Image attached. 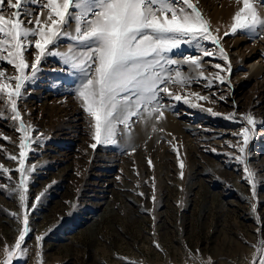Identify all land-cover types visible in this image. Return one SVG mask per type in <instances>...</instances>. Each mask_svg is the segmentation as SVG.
<instances>
[{
	"label": "rangeland",
	"instance_id": "374dc122",
	"mask_svg": "<svg viewBox=\"0 0 264 264\" xmlns=\"http://www.w3.org/2000/svg\"><path fill=\"white\" fill-rule=\"evenodd\" d=\"M254 6L264 11L256 0ZM240 7L242 0H199L214 34L219 28L220 47L229 57L224 61L216 45L201 42L216 53L201 56L204 76L213 78L215 63L230 62L231 75L220 73L226 82L216 81L212 89L203 87L202 78L190 86L170 83V92L190 103L165 96V119L141 120L129 135L118 126L117 145L90 147V117L76 94L82 76L58 57L45 59L18 101L22 119L38 137L25 165L35 166L29 206L41 192L45 195L29 215L26 259L14 258L13 264H252V257L264 251V33L260 38L240 31L223 35ZM69 46L62 40L58 47L67 51ZM187 54L199 53L184 45L170 55ZM0 70L5 71L2 79L15 75L4 62ZM176 70L173 66V74ZM180 71L181 79L198 75L186 65ZM192 91L210 99L197 100ZM5 99L0 94V165L12 170V179L0 169V261L5 245L14 246L22 228V220L11 215L22 214L13 191L18 164L8 158L18 156L20 134ZM233 112L236 121L224 118ZM248 112L258 121L248 154L249 167L257 173L255 196L244 165L229 155L235 150L228 146L236 143L233 133L244 126L240 117ZM174 148L185 163L183 179Z\"/></svg>",
	"mask_w": 264,
	"mask_h": 264
},
{
	"label": "snow or ice",
	"instance_id": "6c2138e0",
	"mask_svg": "<svg viewBox=\"0 0 264 264\" xmlns=\"http://www.w3.org/2000/svg\"><path fill=\"white\" fill-rule=\"evenodd\" d=\"M256 3L264 9V0H256ZM30 4L36 7H28ZM238 31L254 34L255 38L264 33V11L258 12L254 0H242V7L232 17L230 31L223 35H235ZM62 40L70 42L67 51L59 50ZM201 42L216 45L220 58L229 61L225 49L220 47L219 28L214 34L199 8V0H0V62L15 70V75L7 80L2 79L5 71L0 70V94L6 98L3 103L9 106L11 119L18 122L15 131L20 134L19 154L8 158L18 164L14 171L19 174V181L13 191L18 194L22 209V214L11 213L22 220V228L14 246L5 245L0 264H13L14 258L26 259V239L32 231L29 215L45 195L41 192L29 206V177L35 166L25 165L31 145L38 137L32 135L35 129L22 119L18 108V101L25 95L27 85L36 80L45 59L58 57L66 69L82 76L76 94L83 111L90 117L94 141L90 147L96 149L117 145L120 125L123 133L131 134L141 120H164L169 107L163 102L165 96L176 102L190 103L186 97L173 95L168 87L170 83L190 86L202 78L205 81L203 87L212 89L216 81L226 82V77L220 73L231 75L230 62L226 66L215 63L217 71L212 74L213 78L204 76L201 56L214 58L216 53L202 47ZM184 45L194 47L199 54L172 58L170 54ZM29 55L34 57L31 62ZM184 65L197 70L198 75H185L181 79L180 66ZM173 66L177 69L174 74ZM189 95L202 101L210 99L209 95L195 91ZM220 99L226 97L221 95ZM224 118L236 121L237 113H229ZM240 119L244 126L233 133L237 140L235 144L229 142L228 146L235 150L229 155L244 165L245 178L255 196L257 173L249 167L248 154L249 143L257 135L258 121L251 112ZM260 123L264 124V121ZM173 150L177 151L183 179L185 163L178 150ZM148 163L151 166V160ZM0 169L8 174L9 180L12 179V170L3 165ZM152 200H156L154 186ZM36 239L39 242L43 237ZM154 246L160 247L158 243ZM208 264H211L210 260ZM252 264H264V251L252 257Z\"/></svg>",
	"mask_w": 264,
	"mask_h": 264
},
{
	"label": "bare ground",
	"instance_id": "6f19581e",
	"mask_svg": "<svg viewBox=\"0 0 264 264\" xmlns=\"http://www.w3.org/2000/svg\"><path fill=\"white\" fill-rule=\"evenodd\" d=\"M136 128H137V127H136ZM128 135H129V134H128ZM130 136H132V137H133L134 135L132 134V135H130ZM138 136H139V135H138ZM134 137H135V136H134Z\"/></svg>",
	"mask_w": 264,
	"mask_h": 264
}]
</instances>
